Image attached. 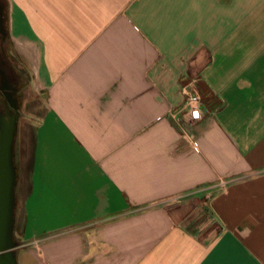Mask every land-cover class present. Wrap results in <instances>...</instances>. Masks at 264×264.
<instances>
[{"label":"crops","instance_id":"0c3cea01","mask_svg":"<svg viewBox=\"0 0 264 264\" xmlns=\"http://www.w3.org/2000/svg\"><path fill=\"white\" fill-rule=\"evenodd\" d=\"M4 2L43 97L17 264H264V0Z\"/></svg>","mask_w":264,"mask_h":264},{"label":"water","instance_id":"95a60500","mask_svg":"<svg viewBox=\"0 0 264 264\" xmlns=\"http://www.w3.org/2000/svg\"><path fill=\"white\" fill-rule=\"evenodd\" d=\"M0 91L13 110L12 115L0 121V264H17V244L13 239L16 173L12 156L17 106L11 83L6 81Z\"/></svg>","mask_w":264,"mask_h":264},{"label":"rangeland","instance_id":"374dc122","mask_svg":"<svg viewBox=\"0 0 264 264\" xmlns=\"http://www.w3.org/2000/svg\"><path fill=\"white\" fill-rule=\"evenodd\" d=\"M5 7L7 35L9 37L7 4H5ZM3 48L7 51L6 56L14 67L18 78V115L12 146L13 163L17 165L23 156V143L27 136L25 133L29 132L32 121L36 120L40 114L43 108V97H38L34 91L30 75V67L33 61L27 49L16 43L13 38L5 41ZM13 234L16 236L17 231L14 230ZM18 254L20 256L21 253Z\"/></svg>","mask_w":264,"mask_h":264},{"label":"flooded vegetation","instance_id":"af4514ba","mask_svg":"<svg viewBox=\"0 0 264 264\" xmlns=\"http://www.w3.org/2000/svg\"><path fill=\"white\" fill-rule=\"evenodd\" d=\"M5 4L3 0H0V87L5 85V82L8 81L11 83L14 91L13 98L16 101L17 111L15 117L17 119L18 115V78L15 73V69L10 63L9 59L6 57L7 51L4 50L3 44L5 41L9 40L8 31L6 27V18H5ZM5 52V53H4ZM13 110L10 107V104L6 100V97L3 95V92L0 91V121L3 120L6 116L12 115ZM14 239V238H13Z\"/></svg>","mask_w":264,"mask_h":264},{"label":"built area","instance_id":"2783aa9c","mask_svg":"<svg viewBox=\"0 0 264 264\" xmlns=\"http://www.w3.org/2000/svg\"><path fill=\"white\" fill-rule=\"evenodd\" d=\"M201 101L197 93L186 94L183 110L190 116L192 121H199Z\"/></svg>","mask_w":264,"mask_h":264},{"label":"trees","instance_id":"16d2710c","mask_svg":"<svg viewBox=\"0 0 264 264\" xmlns=\"http://www.w3.org/2000/svg\"><path fill=\"white\" fill-rule=\"evenodd\" d=\"M5 53V52H4ZM7 57V56H6ZM14 68V67H13Z\"/></svg>","mask_w":264,"mask_h":264}]
</instances>
